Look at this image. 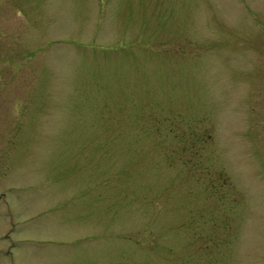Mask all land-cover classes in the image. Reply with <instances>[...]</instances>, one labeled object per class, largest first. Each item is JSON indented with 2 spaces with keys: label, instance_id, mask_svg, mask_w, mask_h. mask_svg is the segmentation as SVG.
Here are the masks:
<instances>
[{
  "label": "rangeland",
  "instance_id": "rangeland-1",
  "mask_svg": "<svg viewBox=\"0 0 264 264\" xmlns=\"http://www.w3.org/2000/svg\"><path fill=\"white\" fill-rule=\"evenodd\" d=\"M0 264H264V0H0Z\"/></svg>",
  "mask_w": 264,
  "mask_h": 264
}]
</instances>
